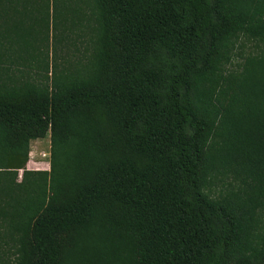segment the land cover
Here are the masks:
<instances>
[{
    "label": "trees",
    "instance_id": "1",
    "mask_svg": "<svg viewBox=\"0 0 264 264\" xmlns=\"http://www.w3.org/2000/svg\"><path fill=\"white\" fill-rule=\"evenodd\" d=\"M263 230L264 0H0V264H264Z\"/></svg>",
    "mask_w": 264,
    "mask_h": 264
},
{
    "label": "rangeland",
    "instance_id": "2",
    "mask_svg": "<svg viewBox=\"0 0 264 264\" xmlns=\"http://www.w3.org/2000/svg\"><path fill=\"white\" fill-rule=\"evenodd\" d=\"M53 21L50 18L49 22V39H48V45L50 48L52 47V35H56L57 37L60 34V30L52 29ZM40 33H44V29H38ZM66 30V31H64ZM67 36L66 40H61L58 44L57 40L53 41V45L56 55H59L62 57V59H59L57 56L55 58V61H57V67H65L68 63H73L77 61V59H80L81 53H79V50H82V48L87 43V33H84V37L79 36V32L76 29H73L72 31H69V29H64ZM44 31V32H43ZM69 36V37H68ZM62 43L66 44L68 46V50L65 49V46L62 45ZM58 46H63V48L59 49ZM78 48V49H77ZM257 50L255 42H249L246 40H239L235 43V47L233 49V52L231 53V59L230 61L225 64V68H231L233 70L238 68V65H240L243 61V58L248 55L251 52H254ZM85 57V56H84ZM57 59V60H56ZM65 59V60H63ZM49 62L51 61V56L48 55ZM18 77H20V73H16ZM25 75V74H24ZM28 78L29 80H33L36 83H50V77L45 73L43 70H40L39 68H32L29 70ZM46 76V77H45ZM49 153H50V143H49V137L46 136L42 139H36L30 141V151L28 156V161L26 163V169L29 170H49ZM21 172V171H20ZM19 172V173H20ZM210 191L212 192V195L216 196L220 193H225L226 191V182L224 181H216L211 184ZM262 229V228H261ZM260 229V230H261ZM264 230L262 231V233Z\"/></svg>",
    "mask_w": 264,
    "mask_h": 264
}]
</instances>
